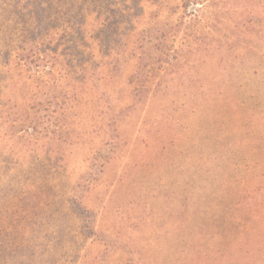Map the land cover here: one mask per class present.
<instances>
[{"label":"rangeland","instance_id":"1","mask_svg":"<svg viewBox=\"0 0 264 264\" xmlns=\"http://www.w3.org/2000/svg\"><path fill=\"white\" fill-rule=\"evenodd\" d=\"M263 174L264 0H0V264H264Z\"/></svg>","mask_w":264,"mask_h":264},{"label":"trees","instance_id":"2","mask_svg":"<svg viewBox=\"0 0 264 264\" xmlns=\"http://www.w3.org/2000/svg\"><path fill=\"white\" fill-rule=\"evenodd\" d=\"M184 2L186 4L188 3V0H184ZM35 7H36L35 9H38L39 6H37L36 4ZM38 14L39 12H37V15ZM261 22L262 21L260 19L258 21L252 22V16H251V18L248 19V22H246L243 26L247 27V26H251V24H256L257 26H260ZM35 23L36 24L33 29V32H31V41L27 43L25 42V45L23 46L22 51L18 56L19 59L25 64H31L32 62H34V59L40 57L39 51L41 50H39L37 44H35L34 42L44 41L41 38L42 31H44L43 29L45 27L44 22L43 20H41V17L39 18L37 17ZM160 43L164 44L163 41ZM159 59H161L160 56ZM141 90L143 89H137L136 93L142 92ZM63 98H64L63 95H60L58 93L55 94L45 93L38 95L33 102L32 109L34 110L36 116L35 117L33 116L32 118L33 124L30 126V128L34 131L38 127L40 121L43 122V120H47L49 118L48 116L49 111L52 113L56 112V110H58L59 107V102H62ZM42 112L44 114H42ZM20 139L23 140V138ZM90 162L91 164L89 165L87 170H85V172H83V174H81L79 178H77V180L74 182L72 186L71 195L69 196L68 200L71 205L77 207L82 212V215H85L86 220L82 224L84 234L85 235L87 234L88 237L96 241L99 232H97L96 229L94 228L95 227L94 220L91 219V212L86 208L87 199H85L86 194L87 193L89 194L91 190L95 188L96 185H98L95 183L97 178H95V174H94V158ZM262 179L264 180V176H262ZM98 241L104 243L102 238L98 239Z\"/></svg>","mask_w":264,"mask_h":264}]
</instances>
